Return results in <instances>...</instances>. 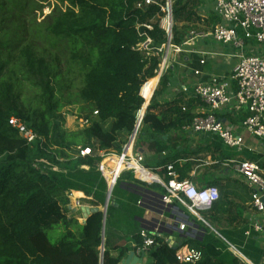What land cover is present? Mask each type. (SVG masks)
I'll use <instances>...</instances> for the list:
<instances>
[{
  "label": "trees",
  "instance_id": "obj_1",
  "mask_svg": "<svg viewBox=\"0 0 264 264\" xmlns=\"http://www.w3.org/2000/svg\"><path fill=\"white\" fill-rule=\"evenodd\" d=\"M56 1L58 5L46 17L40 34L52 48L68 54L69 61L83 77L78 102L83 106L80 118L89 120L90 125L77 131L66 129L62 109L74 103L70 100L64 103V79L58 65L50 63L29 44L20 50L19 64L8 68L10 61L3 60L0 51V264H120L128 252L126 248H111L106 243L102 251L104 214H92L84 224L78 223V219L69 217L68 194L83 193L91 207L105 206L108 186L98 170L102 160L99 153L122 152V135H130L136 128L146 102L145 93L161 64L162 54L157 49L168 42L167 33L161 27L166 15L162 7L167 1L155 0L161 6L146 4L145 0ZM12 2L21 9L28 4ZM140 3L144 7L138 8ZM199 5L200 0H172L174 45H182L189 37L191 25L201 22ZM214 19L220 22L216 16ZM147 38L152 40L150 52L139 49ZM2 46L7 47L0 41V49ZM169 82L166 73L143 118L138 147L150 143L158 155L170 150L172 154L158 163L166 168L165 180L170 179L169 165L174 167L180 180H186L196 165L195 160L199 159L193 157L199 152L188 148L181 153L178 138L173 147L167 146L162 138L175 132L183 136L179 137L181 141L187 142L184 136L190 133L185 128L197 116L208 114L209 109L197 114L195 106H183L177 100L159 105L157 98ZM24 84L34 94L28 103L21 99ZM12 117L23 119L40 139L28 144L9 125ZM247 117L245 111L239 112L234 123L240 125ZM87 148L92 150V155L82 157L81 150ZM205 149L218 164L230 159L216 136ZM184 159L187 162L181 164L179 161ZM214 167L217 169L219 165ZM124 177L125 174L113 190L107 224L120 214L132 222L143 215L139 197L129 195L124 202L119 200L125 193L121 187ZM209 186L219 188L220 200L204 212L205 219L220 222L233 203L229 201L230 195L239 196L246 187L239 185L235 191L231 183L215 182ZM61 197L65 198L66 205L61 203ZM72 225L76 230L71 229ZM57 226H65L66 233L54 244L47 231ZM220 234L230 243L235 242L231 232L220 231ZM136 241L141 245L139 233ZM195 248L203 252V258L196 264H240L228 244L215 234L206 235L201 242H196ZM176 251V247L164 244L153 250L151 257L154 264H180Z\"/></svg>",
  "mask_w": 264,
  "mask_h": 264
},
{
  "label": "built area",
  "instance_id": "obj_2",
  "mask_svg": "<svg viewBox=\"0 0 264 264\" xmlns=\"http://www.w3.org/2000/svg\"><path fill=\"white\" fill-rule=\"evenodd\" d=\"M169 2H171L170 10ZM145 3L160 5L155 0H145ZM142 7H144L143 3L138 4V8ZM162 9L166 12V15L161 20V27L167 33L168 42L157 49V53L162 54L157 77L166 73L172 56L181 55L185 52L195 53L191 48L195 45L196 38L199 37L209 35L218 43L232 46L237 52L238 63L231 76H212L209 82H200L193 87L183 86L181 88L183 94L201 101L209 109L208 114L197 116L193 123L185 129L190 133L201 136H216L226 148L236 154H243L247 149L246 134L264 141V55L246 52L248 43L258 46L264 44V0H215L214 15L220 19V22L209 33L199 34L196 30L190 31L188 39L179 46L174 45L171 40L173 27L172 0H167L166 6ZM147 27L152 29L150 26ZM151 46L152 40L147 38L139 49L150 52L152 51ZM204 63L205 61L201 62V64ZM201 74L200 71H195L196 76ZM233 83L236 85V90L233 89ZM142 90L141 95L143 96ZM232 106L234 107L232 108ZM230 107L236 113L245 111L248 114V117L239 125L241 132H239L238 127L234 128L227 125L216 115V113ZM94 114L98 115V112ZM81 122L82 128L90 125V121L87 119H81ZM9 125L18 130L20 136L28 144H33L40 139L38 134L29 128L21 118L12 117L9 120ZM135 131L136 128L129 135L128 141L123 146V151L116 156L118 161L123 164L120 173L117 174L105 163L107 159L111 158L113 152L99 153L102 160L99 163L98 170L107 182L108 191L109 187L115 189L122 175L127 171H133L137 179L142 182H148L142 177V169L153 174L152 170L143 165L144 156L133 149L138 135L137 131L136 136H134ZM131 143L132 146L129 148ZM80 155L82 157L90 156L92 150L90 148L81 150ZM233 164L236 175L243 179V182L252 191V207L257 212L263 213L264 170L261 168L260 163L258 161L235 160ZM53 169L57 170V168ZM167 172L170 178L168 181L163 182L160 179L152 181L153 183H159L164 189L161 203L150 199L153 205L159 208L162 204L166 208L176 202L201 221L204 226L219 235L202 215L204 212L211 210L214 204L220 200L219 189L215 186L199 187L190 179L180 180L172 165L167 167ZM107 173H110L112 183L109 182ZM68 198L70 201L74 200L75 202V204L69 205L70 211L75 208L81 209L80 199L74 193H69ZM139 204H142V202L140 201ZM177 217L178 228L181 231L186 230L189 226V219L185 213L178 212ZM82 220L85 219L82 218ZM253 235L264 238V223L253 221L250 229L245 232V236L252 237ZM139 236L141 245L136 243L133 246L137 254L150 253L164 244L172 245L163 236L159 228L153 231L141 230ZM232 247L235 252L242 256L238 249ZM176 258L180 264H196L203 258V252L192 246H184L177 249ZM247 263L249 262L247 261Z\"/></svg>",
  "mask_w": 264,
  "mask_h": 264
},
{
  "label": "crops",
  "instance_id": "obj_3",
  "mask_svg": "<svg viewBox=\"0 0 264 264\" xmlns=\"http://www.w3.org/2000/svg\"><path fill=\"white\" fill-rule=\"evenodd\" d=\"M171 7V2L168 4ZM215 10V0H200V5L198 8V16L201 18V22L196 25H191L190 31L196 30L199 34L209 33L217 25L214 19ZM173 37V32H172ZM171 37V40L173 39ZM195 51L185 52L181 55H174L169 61V67L166 71L167 75L170 77V82L168 88L162 93L158 98L157 102L159 105H164L172 101H179L183 106L193 105L195 106V111L197 114L205 113L208 108L201 103V101L190 97L189 95L183 94L181 88L183 86L193 87L200 82H209L212 76H231L235 66L238 63L236 57V50L230 45H224L216 42L212 37L204 36L196 38L195 45L191 48ZM169 51V50H168ZM247 53H258L264 55V48L259 47L256 44L248 43L246 48ZM208 55V56H207ZM205 61L204 64H201ZM195 71H200L202 74L200 76L195 75ZM165 73V74H166ZM156 77L151 81L149 88L145 93V105L139 113V127L136 128L134 136L138 131L137 139L134 145V151L141 153L144 156L143 165L152 170L153 174L149 171L142 169L143 179L148 182H142L137 179L133 171L125 172V177L121 181V187L125 190V193L119 196V200L125 201L126 196L135 195L139 197L142 204L139 206L143 209V215L137 217L134 222L130 221L125 214L120 216H115L110 223H106L104 227V245L107 243L111 248L114 247H124L128 250L126 256L120 264H154V260L151 257V252L143 254H137L134 249V244L137 243L136 235L141 230L153 231L156 228L160 229L163 236L168 239L172 246L177 249L184 246H196V242H201L206 235H217L209 228L204 226V224L199 221L195 216L189 213L184 207H180L176 202L166 208L160 204L157 208L150 199L156 200L161 203V196L164 194V189L159 183H153L152 181L160 179L165 181V166H160L158 163L167 157L170 150L164 151L162 154H156L150 147V143H145L143 148L138 147L139 141V131L143 122V118L148 107L151 104V100L159 87L161 78L165 75ZM233 89L236 90V85L233 83ZM143 94V90H142ZM234 106H232L233 108ZM221 115L223 122L231 127L237 128L241 132L240 126L235 122L236 113L230 108L223 109L218 112ZM138 126V124H136ZM190 133V132H189ZM179 137H183L178 133L171 132L168 136H164L162 139L167 146L169 144L173 147L175 139L179 141L178 148H181V153H184L188 148H192L195 152H199L193 158L197 159L196 165L194 166L192 172L189 174L190 180L193 181L199 187L209 186L210 183L218 182L220 185H225L228 183L232 184V189L237 191V187L242 185L246 187V191H243L238 195L232 194L229 197V201L233 202L229 206V212L223 215L220 222H210L211 226L215 231L219 233L217 235L223 239L227 244L229 251L233 253L235 257L240 259V264H264V238L259 235H253L252 237H246L243 235L248 231L253 224V221H258L264 223V212L259 213L252 207V197L251 189L243 182L236 173L234 172L233 161L238 160H249L258 161L261 168L264 170V141L258 140L251 135L246 134L247 149L243 154H236L232 150L226 148L224 145L225 152L229 155L230 159L223 161L218 164L217 161L212 160L210 152L205 153L206 144H210L215 138L211 135L201 136L197 134L190 133L188 136H184L187 140L181 141ZM134 139V137H133ZM171 139L173 143L171 144ZM145 140V139H144ZM126 141H124L125 144ZM133 142V141H132ZM132 143L129 145V148ZM210 151V150H209ZM113 155L111 158L106 160V165L118 173L123 169V164L118 161V156L121 152L112 151ZM202 153L204 157L202 158ZM191 157V156H190ZM181 164L187 162V160L179 161ZM214 165H219V168H215ZM140 174V173H139ZM107 177L110 178V173H107ZM112 183V179H108ZM138 182H137V181ZM237 183L238 186H237ZM111 185V184H110ZM158 188H161L160 191ZM218 188V187H217ZM219 189V188H218ZM113 191L112 187H109V193ZM80 194V203L82 207H91L86 202V196L83 193ZM112 199V195H111ZM110 199V201H111ZM115 202V201H113ZM75 204L74 200L70 201V205ZM82 207L75 208L71 211V215L79 218L81 224L85 222L82 220L84 218V213L82 212ZM78 211V214L74 215V212ZM108 212V211H107ZM178 212H184L186 217L189 219V226L186 230L181 231L178 228L177 214ZM206 213V212H205ZM205 213L202 215L205 217ZM198 225V227L196 226ZM109 229L110 237L108 241L106 240V232ZM208 229L210 231H208ZM220 231L231 232V236L234 239V243H230L226 238H224ZM188 241H192L188 243ZM234 246L242 254L240 256L237 252L233 250ZM245 251V252H244ZM131 252H135V257L130 262H127V257ZM247 253V256L244 254ZM114 255H118V252H114ZM247 261L249 263H247Z\"/></svg>",
  "mask_w": 264,
  "mask_h": 264
},
{
  "label": "rangeland",
  "instance_id": "obj_4",
  "mask_svg": "<svg viewBox=\"0 0 264 264\" xmlns=\"http://www.w3.org/2000/svg\"><path fill=\"white\" fill-rule=\"evenodd\" d=\"M13 0H0V41L7 45L0 49L2 51V59L9 60L10 66L8 68H14L19 64L20 50L27 45L31 44L37 49V53L46 57V59L55 65L60 67L63 73L64 79V91L63 99L64 103L68 100L72 101L73 105L65 106L62 111L66 119V129L68 131H77L82 129L81 108L78 104L79 90L82 87L83 77L79 73L78 68L74 67L69 61V55L64 52L52 48L40 34V30H44L46 17L49 16L54 8H56V0H18L20 5H25V9L16 7ZM167 1V0H166ZM65 9V6L63 7ZM170 10V7H169ZM191 29V28H190ZM193 30V29H192ZM264 48V44L259 46ZM10 54V56H9ZM58 62H55V61ZM24 84L23 90L20 91L21 99L23 102L28 103L33 100L34 94L29 85ZM110 123L107 124L109 128ZM129 135L126 133L122 135L121 142L128 141ZM205 153H202V158ZM227 154V153H226ZM228 155V154H227ZM229 157V155H228ZM108 179H110L108 177ZM162 191L161 188H158ZM61 203L65 204V198H60ZM70 218H76L73 215H69ZM78 223H81V220ZM84 221V220H83ZM72 230H76V226H71ZM51 242L57 243L62 239L66 233L65 226H57L47 231ZM110 237L109 229L106 232V240ZM245 252V251H244Z\"/></svg>",
  "mask_w": 264,
  "mask_h": 264
},
{
  "label": "water",
  "instance_id": "obj_5",
  "mask_svg": "<svg viewBox=\"0 0 264 264\" xmlns=\"http://www.w3.org/2000/svg\"><path fill=\"white\" fill-rule=\"evenodd\" d=\"M139 120V118H138ZM138 126L136 125V128L139 127V122L137 123ZM111 195H112V190L111 192L109 193L108 191V195H107V200H106V204L103 208H99V207H82V212L84 213V222L87 221V219L92 215V214H95V213H98V212H102L104 214V227H105V223H106V215H107V211H108V207H109V204H110V199H111ZM198 227V225H196ZM104 241V239H103ZM102 251H104V244L102 246ZM143 256H145V253H143ZM135 257V252H131L129 254V256L127 257V262H130L131 260H133Z\"/></svg>",
  "mask_w": 264,
  "mask_h": 264
}]
</instances>
